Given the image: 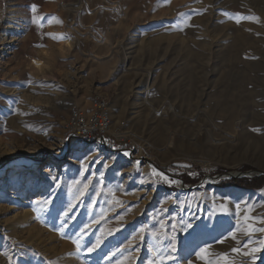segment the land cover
Wrapping results in <instances>:
<instances>
[{"label":"rangeland","instance_id":"obj_1","mask_svg":"<svg viewBox=\"0 0 264 264\" xmlns=\"http://www.w3.org/2000/svg\"><path fill=\"white\" fill-rule=\"evenodd\" d=\"M258 175L264 0H0V264H264Z\"/></svg>","mask_w":264,"mask_h":264},{"label":"built area","instance_id":"obj_2","mask_svg":"<svg viewBox=\"0 0 264 264\" xmlns=\"http://www.w3.org/2000/svg\"><path fill=\"white\" fill-rule=\"evenodd\" d=\"M91 101L88 112L81 111V108L75 105L68 108L67 132L69 136L84 143H90L98 132L106 131L110 122L107 102L96 97Z\"/></svg>","mask_w":264,"mask_h":264},{"label":"trees","instance_id":"obj_3","mask_svg":"<svg viewBox=\"0 0 264 264\" xmlns=\"http://www.w3.org/2000/svg\"><path fill=\"white\" fill-rule=\"evenodd\" d=\"M98 137L95 135L92 140H96ZM105 139V138H104ZM71 140H74V138H71ZM78 140V139H76ZM110 141V140H109ZM111 142V141H110ZM110 148L113 150H120L121 148L119 146H115L113 144H108ZM32 161L36 160V156L34 158H29ZM8 160V159H6ZM10 160V159H9ZM185 166L183 162L181 161H174L170 165L163 167L162 171L165 173L171 175V176H177L181 178L185 183L194 184L197 182V178H191L185 171H180L179 169ZM218 187H237V188H244V189H252V190H259L264 187V175H258V176H252V177H241V178H228L220 180L217 183Z\"/></svg>","mask_w":264,"mask_h":264},{"label":"bare ground","instance_id":"obj_4","mask_svg":"<svg viewBox=\"0 0 264 264\" xmlns=\"http://www.w3.org/2000/svg\"><path fill=\"white\" fill-rule=\"evenodd\" d=\"M12 21H13V20H12ZM10 27H11V26H10ZM10 27H9V28H10ZM12 27H13V26H12ZM10 29H11V28H10ZM79 108H80V107H79ZM81 111H83V109H81ZM110 127H111V126H110ZM110 127H109V130H110ZM13 230H14V229H13ZM18 237H19V236H18ZM19 238H20V237H19ZM21 238L24 239L22 236H21ZM25 239H26V238H25ZM20 240H21V239H20ZM22 241H23V240H22ZM24 241H25V240H24ZM27 241H28V240H27ZM36 244H37V243H36ZM36 244H35V245H36ZM43 248H44V247H43ZM43 251H44V249H43ZM45 251H46V250H45ZM47 253H48V252H47ZM0 261H1V260H0ZM2 264H4V263H2ZM5 264H10V263H9V262L7 263V261H6Z\"/></svg>","mask_w":264,"mask_h":264},{"label":"snow or ice","instance_id":"obj_5","mask_svg":"<svg viewBox=\"0 0 264 264\" xmlns=\"http://www.w3.org/2000/svg\"><path fill=\"white\" fill-rule=\"evenodd\" d=\"M237 22H239V20H237ZM166 179V178H165ZM172 183H175V181H171ZM233 251H236V249H234Z\"/></svg>","mask_w":264,"mask_h":264},{"label":"water","instance_id":"obj_6","mask_svg":"<svg viewBox=\"0 0 264 264\" xmlns=\"http://www.w3.org/2000/svg\"><path fill=\"white\" fill-rule=\"evenodd\" d=\"M156 168V167H155Z\"/></svg>","mask_w":264,"mask_h":264}]
</instances>
